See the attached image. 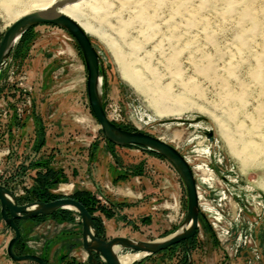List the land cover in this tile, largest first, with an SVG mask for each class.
<instances>
[{
	"label": "rangeland",
	"instance_id": "obj_1",
	"mask_svg": "<svg viewBox=\"0 0 264 264\" xmlns=\"http://www.w3.org/2000/svg\"><path fill=\"white\" fill-rule=\"evenodd\" d=\"M3 2L0 39L16 12L36 8L16 0L9 14ZM79 16L104 66L109 118L175 146L199 192L189 247L181 242L133 264H264V0H81ZM111 43L142 76L139 88L123 77ZM86 82L67 30L36 25L15 45L0 75V184L21 205L81 199L108 239L157 241L181 230L188 196L180 174L153 150L111 143ZM65 210L18 220L15 252L88 264L82 218ZM14 235L0 204V264H37L8 255Z\"/></svg>",
	"mask_w": 264,
	"mask_h": 264
},
{
	"label": "water",
	"instance_id": "obj_2",
	"mask_svg": "<svg viewBox=\"0 0 264 264\" xmlns=\"http://www.w3.org/2000/svg\"><path fill=\"white\" fill-rule=\"evenodd\" d=\"M73 0H58L45 12H32L18 18L4 32L0 39V75L5 61L23 34L31 27L40 24H53L67 30L77 41L84 56L87 70V93L90 107L100 124L104 136L117 146L139 145L153 150L168 159L180 174L188 196V210L183 228L170 236L157 241L135 240L128 237L108 239L99 233L95 226L96 217L85 205L71 197H60L52 201H35L19 204L13 190L0 184L1 215L15 235L7 246L8 255L15 261H32L37 264H48L37 254H17L15 246L21 240V231L17 220L34 219L39 216L52 215L60 210L72 208L82 218V243L87 253L88 264H121L115 252L118 246L122 250H133L155 254L173 245L184 242L189 247V240L196 234L199 226L200 202L197 183L192 166L187 158L173 145L165 140L140 130H129L117 125L107 115L104 107L103 81L105 70L99 52L85 29L72 17L63 14L59 8ZM214 132H206L212 140Z\"/></svg>",
	"mask_w": 264,
	"mask_h": 264
},
{
	"label": "bare ground",
	"instance_id": "obj_3",
	"mask_svg": "<svg viewBox=\"0 0 264 264\" xmlns=\"http://www.w3.org/2000/svg\"><path fill=\"white\" fill-rule=\"evenodd\" d=\"M13 1H16V0H5V2H3L5 5H7V9L9 10V14H11V11H12V9L9 8V5ZM57 1L58 0H49V1L35 0V3L33 4V7H31V8H34V7H36V8H34L33 11L27 10V11H21V13L16 12V14L14 15V18H13V22L16 21L18 18H20L21 16L28 14V13L37 12V11L38 12H45L47 10H50L56 4ZM80 2H81V0H73V1L65 4L64 6L60 7L59 11L63 14H67L68 16L72 17L75 21H77L90 36L93 33L92 27L88 23L83 22L79 16V4H80ZM13 22H12V24H13ZM95 33H96V31H95ZM110 47L112 48L114 54L116 55V57L118 59L117 61L122 68L121 72L123 74V77L127 78V80L130 81V83H132L134 86L139 88L143 84L141 81L143 79L140 80V78H142V76L140 77L138 75V73L136 72V70L132 68L131 64L133 62L130 64V62H128L130 60H127V61L123 60V59H125L123 57L124 55L123 56L121 55L120 50L118 48H116L114 43H111ZM159 108H160V106H159ZM165 110H167V109H165ZM263 182H264V180H263ZM68 209L74 210L72 208H68ZM115 252L117 253V256H118L121 264H133L136 260H139L141 257L145 256V253H143V252L134 251L135 253H131V252H128L127 250H122L118 246L115 247Z\"/></svg>",
	"mask_w": 264,
	"mask_h": 264
},
{
	"label": "trees",
	"instance_id": "obj_4",
	"mask_svg": "<svg viewBox=\"0 0 264 264\" xmlns=\"http://www.w3.org/2000/svg\"><path fill=\"white\" fill-rule=\"evenodd\" d=\"M28 31H29V30H28ZM28 31H26V32L23 34V36L21 37V39L24 37V35H25ZM21 39H20V40H21ZM91 110H92V109H91ZM92 113H93V111H92ZM93 114H94V113H93ZM82 195H83V194H79V196H82ZM79 201H80L83 205H85V206L87 207V209L90 211L91 214H93V210L90 209L84 201H82L81 199H79ZM61 211H67V210L63 209V210H61ZM56 213H57V212H56ZM39 217H41V216H39ZM37 218H38V217H37ZM17 221H18V220H17ZM97 222H101V220H99L98 218H96L95 226H96V228L98 229V224H97Z\"/></svg>",
	"mask_w": 264,
	"mask_h": 264
}]
</instances>
